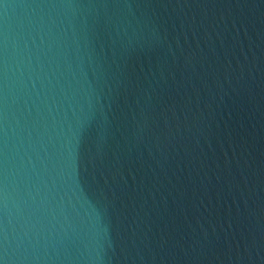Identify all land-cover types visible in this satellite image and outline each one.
Here are the masks:
<instances>
[{"label":"water","instance_id":"95a60500","mask_svg":"<svg viewBox=\"0 0 264 264\" xmlns=\"http://www.w3.org/2000/svg\"><path fill=\"white\" fill-rule=\"evenodd\" d=\"M0 264H264V0H0Z\"/></svg>","mask_w":264,"mask_h":264}]
</instances>
